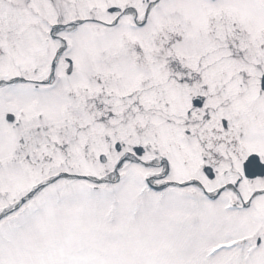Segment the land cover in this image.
<instances>
[{
  "label": "snow or ice",
  "instance_id": "1",
  "mask_svg": "<svg viewBox=\"0 0 264 264\" xmlns=\"http://www.w3.org/2000/svg\"><path fill=\"white\" fill-rule=\"evenodd\" d=\"M0 264H264V0H0Z\"/></svg>",
  "mask_w": 264,
  "mask_h": 264
}]
</instances>
